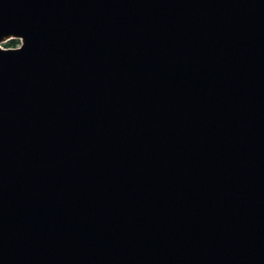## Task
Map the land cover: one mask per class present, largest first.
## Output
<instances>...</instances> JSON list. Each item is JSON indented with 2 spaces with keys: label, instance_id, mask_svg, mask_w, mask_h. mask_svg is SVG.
<instances>
[{
  "label": "water",
  "instance_id": "95a60500",
  "mask_svg": "<svg viewBox=\"0 0 264 264\" xmlns=\"http://www.w3.org/2000/svg\"><path fill=\"white\" fill-rule=\"evenodd\" d=\"M0 264H264V0H0Z\"/></svg>",
  "mask_w": 264,
  "mask_h": 264
},
{
  "label": "trees",
  "instance_id": "16d2710c",
  "mask_svg": "<svg viewBox=\"0 0 264 264\" xmlns=\"http://www.w3.org/2000/svg\"><path fill=\"white\" fill-rule=\"evenodd\" d=\"M19 44L18 39H11L5 43V47H16Z\"/></svg>",
  "mask_w": 264,
  "mask_h": 264
},
{
  "label": "rangeland",
  "instance_id": "374dc122",
  "mask_svg": "<svg viewBox=\"0 0 264 264\" xmlns=\"http://www.w3.org/2000/svg\"><path fill=\"white\" fill-rule=\"evenodd\" d=\"M6 42H7V41H6ZM6 42L1 43L0 46H1V47H5V43H6Z\"/></svg>",
  "mask_w": 264,
  "mask_h": 264
}]
</instances>
